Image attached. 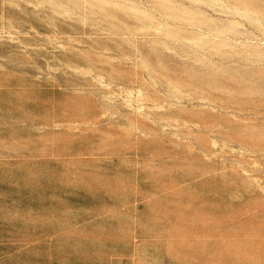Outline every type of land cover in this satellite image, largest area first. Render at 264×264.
I'll return each instance as SVG.
<instances>
[{
  "label": "rangeland",
  "instance_id": "1",
  "mask_svg": "<svg viewBox=\"0 0 264 264\" xmlns=\"http://www.w3.org/2000/svg\"><path fill=\"white\" fill-rule=\"evenodd\" d=\"M18 96L21 180L118 136L137 165L228 178L236 260L264 264V0H0Z\"/></svg>",
  "mask_w": 264,
  "mask_h": 264
},
{
  "label": "crops",
  "instance_id": "2",
  "mask_svg": "<svg viewBox=\"0 0 264 264\" xmlns=\"http://www.w3.org/2000/svg\"><path fill=\"white\" fill-rule=\"evenodd\" d=\"M111 140L21 180V99L0 102V264H239L228 178L137 165Z\"/></svg>",
  "mask_w": 264,
  "mask_h": 264
}]
</instances>
